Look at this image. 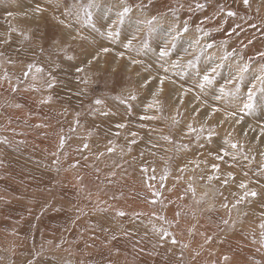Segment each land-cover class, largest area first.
<instances>
[{"label": "rangeland", "instance_id": "1", "mask_svg": "<svg viewBox=\"0 0 264 264\" xmlns=\"http://www.w3.org/2000/svg\"><path fill=\"white\" fill-rule=\"evenodd\" d=\"M43 2L44 0H0V39L8 35L10 27L36 33L27 43L16 33H12L11 45H0V50L6 49L17 60L14 65L4 63L0 67V74L6 69L13 82L16 76L22 74L26 63L42 64L47 59L46 55L41 57L40 46L51 51L49 44L52 38L59 39L63 35L62 27L56 24L50 13L45 14L43 19L33 16L36 3ZM108 2L113 3L114 0ZM181 2L185 4V8L179 13L181 20L190 17L189 23L194 26L204 21L207 15L209 19L202 25L211 32L207 40L214 39L217 49L226 41L229 50L232 47L241 49L245 58L253 57V69L258 67L260 62L256 59V53L264 51L262 0H250L251 7L247 9L242 0H220L237 12V16L228 18L227 23H222L214 15L213 7L189 13L187 4L190 0ZM176 3L177 0H152V6L145 10V14H163L169 6L174 7ZM209 3L214 6L216 0H209ZM257 8L260 9L258 13ZM9 12L12 16L8 15ZM26 14L32 18L28 19ZM171 19V13L163 17L165 26ZM236 23L243 30H238L239 35L229 36L228 32ZM251 24L256 27H251ZM94 36L96 43L108 45L107 41L95 33L88 36V41L91 42ZM194 38V31L186 36V39ZM248 40L252 43L241 48L240 41L247 43ZM85 46L84 42L73 45L75 51L70 54L77 56V59L72 62L64 61L62 54L59 57L53 56L59 65L57 75L60 82L51 93L32 91L30 88L26 91L30 81L22 83L19 92L12 93L9 84L0 80V140L6 137L12 142L0 143V161L3 162L0 164V197H3L0 199V264H23L25 258L35 252L42 253L39 257L40 264H254V261L264 264V249L257 251L260 247L258 224L260 213L264 211L260 203L241 205L249 215L241 218L243 222L237 225L235 231L221 232L217 225L221 218H227V211L221 207L225 202L223 198L218 194L214 197L210 195L205 198V203H196L206 190V179L201 180L200 176L210 174V167L202 163L195 171L192 170L194 165H190L189 170L183 174L176 170L177 161L183 166L186 160L201 158L199 152H196L195 157L192 155L197 144L192 143L187 157L176 152L174 147L168 152L164 151L171 146L159 139V131L153 132L150 129H163L164 134L175 129L169 127L170 119H141L144 115H159L152 109H146L151 101L146 90L138 93L136 101H131V114H125V106L120 105L118 97L121 94L127 95L129 90H135L139 77L138 68H126L124 65L127 60L116 57L115 51L119 49L103 54L99 65L78 74L84 78L92 77L87 86L77 84L75 69L69 65L79 64L84 59L82 48ZM17 47L24 49L20 58L15 56ZM220 54L222 53L217 52V55ZM97 67L99 71L96 70ZM45 70L47 71V65ZM223 72L227 75V68ZM81 89L85 94L77 96L76 92ZM170 91V86H166L161 97L163 116L166 118L176 114ZM48 94L53 96L52 102L42 105L40 100ZM95 98L104 99L105 105L118 114L109 118L91 112L89 105ZM189 99L190 97L185 98L186 105ZM15 103L22 104L23 108L10 106ZM77 112L80 113L79 126L75 124ZM255 116H260V113L257 112ZM177 119L181 117L177 116ZM183 122L186 121L182 120ZM37 123L47 127L37 128ZM117 123H125L127 127L117 129ZM256 123L255 117L246 116L242 126L247 130L249 124L254 126ZM141 124L146 127L141 128ZM218 131L223 137L224 130ZM130 132L138 133V142L131 146L132 152L128 153L127 140L132 139ZM257 135L258 129L256 132H249V138ZM61 136L65 137L63 148L59 147ZM176 139L179 143V137ZM109 140L117 146L116 151L111 154L106 151ZM214 140L222 142L216 137ZM85 143L89 145L86 150L83 148ZM152 144L161 146L153 148ZM121 146L124 148L123 155ZM257 147L264 150V144ZM201 151L206 154V150ZM101 152L104 155L97 159ZM141 152L144 153L142 158ZM253 154L259 161V155L255 151ZM208 161L209 165L215 162L211 157H208ZM77 162L78 166L72 167ZM117 164L120 167H116ZM142 164L148 167L147 173H141ZM257 166L253 162L248 168L256 171ZM165 167L169 170L167 179L161 182L160 176L164 174ZM221 167L223 170L226 166L222 164ZM233 171L238 183L243 178V173L239 167ZM113 172L115 176L111 175ZM251 174L250 171L249 175ZM152 176H155L154 180L151 179ZM177 176H181V179L178 180ZM189 183L196 188L195 197L190 191H186ZM148 184L154 185L153 189L150 190ZM212 184L220 187L216 181ZM157 188L162 193L159 197L162 203L147 202L152 199L151 191ZM221 191H224L228 201H232L230 192H237L238 189L233 184L230 189L221 188ZM98 203L101 207L111 205V209L101 213L97 211ZM210 204L214 205L213 209H209ZM116 210H123L128 215L118 217L115 215ZM177 211L181 213L180 226L169 230L181 243L172 245L170 241H164L163 246H160L161 242L152 233L149 220L158 227L162 222L156 221L150 214L156 212L172 220ZM134 213L145 215L137 217ZM233 216L235 217V213ZM163 226L168 227L167 224ZM192 226H195V233L189 236L188 229ZM102 228L108 231H102ZM124 231L133 232L134 235L126 237L122 234ZM200 233L212 236V242L205 244L204 236ZM111 234L117 235L118 239L108 245L106 237ZM253 234L256 243H253ZM136 241L140 243L137 244ZM184 243L189 244V247L182 248ZM224 256L230 257V260L225 262Z\"/></svg>", "mask_w": 264, "mask_h": 264}, {"label": "snow or ice", "instance_id": "2", "mask_svg": "<svg viewBox=\"0 0 264 264\" xmlns=\"http://www.w3.org/2000/svg\"><path fill=\"white\" fill-rule=\"evenodd\" d=\"M245 9L251 7L250 0H242ZM264 3V0H262ZM152 0H114L109 3L108 0H44L43 3H36L33 9V16L41 19L45 18V14H51L52 19L56 24L60 25L63 29V35L56 39L52 38L49 48L45 49L43 46L39 47L41 57L47 56L42 64L36 62H28L22 70L20 76L15 77L13 82L12 77L5 69L0 74V80L9 84V89L12 93L20 91V85L25 81H30L29 88L32 91L51 93L59 84V65L53 56L59 57L63 55V60L72 62L77 59V56L70 54L75 51L73 45L80 42L86 44L82 48V55L84 59L79 64H70V68L75 69V80L77 84L88 85L92 81V77L84 78L81 73H85L87 68L99 65V61L103 54L112 53L114 50L115 55L120 60H127L124 65L126 68H138L137 75L139 77L137 87L135 90H129L127 95L121 94L119 99L120 105L125 106V114L130 115L132 111L131 101L138 99V93L146 90L151 96V101L146 105V109H152L159 115H144L141 117L145 121L170 119L171 125L169 127L175 131L164 134L163 129H150V131H159V139L164 141L167 145L171 146L165 148L164 151L168 152L172 147L176 152L182 153L183 157H187L191 151L193 142L197 144V148L192 152L195 157L196 152H199L200 159H189L183 164L176 162V170L183 174L189 170L190 165H194L192 169L200 168L201 164L210 167L211 173L201 175L200 179H206V190L202 193L201 199L196 203H205V198L214 197L216 194L221 196L225 202L221 207L227 211V218H221L220 224L217 227L221 232L225 230L235 231L237 225L242 223V217H247L249 213L241 208V205L259 202L261 207L264 208V150L257 147L259 144H264V51L256 53V59L260 62L256 69H253V57L248 56L245 58L241 49L232 47L230 50L227 47V42H222L221 48L217 49L216 41H211L207 38L211 35L209 30H205L202 26L205 21L209 19L206 15L205 20L194 26L189 23V19L181 20L179 13L185 8V4L181 0H177L176 5L169 6L168 10L163 13L146 15L145 10L150 9ZM208 7H213L214 15L219 17L222 23H227L228 18H235L237 12L231 10L229 6L216 0L215 5H211L209 0H190L187 4L188 12L203 11ZM257 13L260 11L256 9ZM139 13V15H137ZM171 13V22L165 26L163 17ZM12 16V13H8ZM27 17V14H26ZM31 19L32 17H27ZM255 28V24H251ZM37 31L39 30V21H37ZM238 30H243L239 23L231 28L228 35H239ZM190 31H194V39H186ZM16 33L23 42L27 43L33 39L35 32L31 30H22L16 27H10L8 35L0 39V45H11V34ZM85 33H88L86 35ZM93 33L97 34L103 40L108 42V45L103 43H96L95 36L91 42L88 41V36ZM241 48H246L252 41L248 40L247 43L240 41ZM187 45L186 47L184 45ZM24 52L23 47L15 49V56L21 57ZM217 52L222 54L217 55ZM35 54V53H33ZM150 54V55H149ZM17 62L13 56L7 53L6 49L0 50V67L4 63L14 65ZM24 63L23 59H20ZM47 65V71L45 70ZM83 65V66H81ZM227 68V75H224L223 70ZM97 71L100 69L97 67ZM166 86H170V97L172 104L175 106V115L169 117L163 116V101L161 97L165 93ZM84 90L81 89L76 92L77 96L83 95ZM190 97L187 105L185 98ZM53 96L51 94L45 95L40 103L46 105L51 103ZM16 109L23 108L20 103L10 105ZM90 111L98 113L100 116L113 117L117 115L111 107L105 105L102 98H95L92 104L89 105ZM183 109V111L181 110ZM66 111V110H65ZM259 112L260 116L256 117L255 114ZM80 113H76L75 124L79 126ZM177 116L181 119H177ZM255 117L257 123L253 126L249 124L247 130L242 126L245 117ZM182 120L186 121L182 123ZM11 121H9L10 123ZM35 127H47L45 124H37ZM127 125L125 123H117V129H124ZM141 128L146 125L141 124ZM218 129L224 130L223 137L220 136ZM258 129L259 135L249 138V132H256ZM75 131V129H72ZM132 139L127 140V152H132V145L137 144V132L129 133ZM118 136L119 133H116ZM176 137H179L180 142H177ZM214 137L221 140L217 143ZM187 140L185 143L183 141ZM0 143L11 144L6 137L0 140ZM65 137L61 136L59 147L63 148ZM106 151L114 153L116 145L112 140L108 141ZM159 144H152L153 148L160 147ZM89 145L85 143L83 148L88 149ZM206 150L201 151V150ZM255 151L260 160L257 161V156L253 154ZM121 154H124V148L121 146ZM155 155V153H152ZM55 155V154H54ZM101 152L97 156H103ZM144 153L141 152L140 156L143 157ZM208 157L213 161L209 165ZM87 159V157H85ZM164 159V157H161ZM170 159V158H169ZM135 160V157L133 158ZM253 162L257 163V170L252 171L248 168ZM3 162L0 161V164ZM58 163V161H55ZM73 164L72 167L78 166ZM167 164V160H165ZM226 167L222 170L221 165ZM120 167V165H115ZM131 167V164H129ZM237 167L243 173V178L237 183L236 173L233 169ZM141 173H147L148 167L145 164L141 165ZM97 171H99L97 169ZM168 168L165 167L164 174L160 176V181L163 182L167 179ZM250 171L252 172L249 175ZM155 172V169H153ZM115 176V172L111 174ZM151 179H155L152 176ZM181 179V176H177ZM195 179V177H192ZM216 181L220 187L212 184ZM235 185L238 189L237 192H230L233 197L232 201H228L223 189H230L231 185ZM147 187L151 190L154 185L148 184ZM186 191H190L195 197L196 188L192 183H189ZM162 193L157 190L151 191L152 199L147 201L151 204L162 203L159 197ZM116 197H113L115 199ZM3 199V197H0ZM209 209H213L214 205H208ZM111 209V205L101 207L97 204V211L106 213ZM235 213V217L233 216ZM115 215L124 217L128 215L123 210H116ZM139 217L145 215L144 213H134ZM180 211L175 213L172 220L164 215H159L156 212L150 214L156 221L162 222L158 227L151 219V231L158 237L163 246L164 241H170L172 245L180 244L176 235L169 230L172 227L180 226ZM167 224L168 227H164ZM222 225L223 227H220ZM260 229V239L258 241L260 247L257 251L264 249V211L260 213V222L258 224ZM107 232L108 229H101ZM243 232V229H241ZM195 226L188 229L189 236L194 235ZM126 237L134 235L133 232L124 231L122 233ZM147 234V233H145ZM204 243H211L212 236L205 235ZM115 234L106 237V243L110 245L112 241L117 240ZM255 234H253V243H256ZM51 243V241L49 242ZM137 244L140 241H136ZM60 245H56L59 247ZM182 248H188L189 244L184 243ZM155 247V246H154ZM203 247V245H201ZM143 251V249H140ZM199 255V253H196ZM41 252H35L33 255L25 258L23 264H40L39 257ZM180 259H183L181 255ZM224 261L230 260V257L224 256ZM254 264H260V261H254Z\"/></svg>", "mask_w": 264, "mask_h": 264}, {"label": "bare ground", "instance_id": "3", "mask_svg": "<svg viewBox=\"0 0 264 264\" xmlns=\"http://www.w3.org/2000/svg\"><path fill=\"white\" fill-rule=\"evenodd\" d=\"M37 120V119H36ZM38 124V123H37ZM98 192V191H97ZM83 193V192H82ZM96 198V197H95ZM127 201V200H126ZM125 203V202H124ZM129 205V204H128ZM143 207V206H142ZM126 208V207H125Z\"/></svg>", "mask_w": 264, "mask_h": 264}]
</instances>
